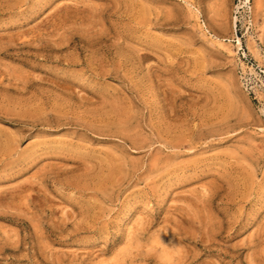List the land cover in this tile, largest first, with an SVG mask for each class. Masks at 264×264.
Masks as SVG:
<instances>
[{
    "label": "rangeland",
    "instance_id": "rangeland-1",
    "mask_svg": "<svg viewBox=\"0 0 264 264\" xmlns=\"http://www.w3.org/2000/svg\"><path fill=\"white\" fill-rule=\"evenodd\" d=\"M0 264H264V0H0Z\"/></svg>",
    "mask_w": 264,
    "mask_h": 264
}]
</instances>
